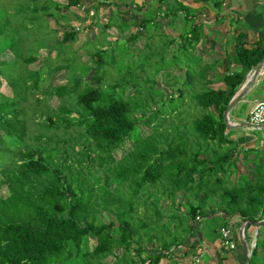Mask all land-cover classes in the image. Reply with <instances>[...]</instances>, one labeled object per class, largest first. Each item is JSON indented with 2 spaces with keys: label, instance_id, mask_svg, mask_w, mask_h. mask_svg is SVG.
Wrapping results in <instances>:
<instances>
[{
  "label": "trees",
  "instance_id": "obj_1",
  "mask_svg": "<svg viewBox=\"0 0 264 264\" xmlns=\"http://www.w3.org/2000/svg\"><path fill=\"white\" fill-rule=\"evenodd\" d=\"M199 1L212 2L217 9L223 4V0ZM34 2L38 9L31 12V19L42 15L57 22L59 13L80 6L82 0H66L63 6L52 0H31L29 4L32 6ZM156 3L158 7L142 23L147 43L141 52L161 71L168 62L165 58L168 43L157 28V18L184 13L187 32L183 30V33L190 38V43L184 46L186 51L199 40L201 33L199 26L191 25L193 16L189 8L175 0H156ZM112 25L108 21L99 26L100 34L88 41L86 72L89 71L92 85L97 88L85 91L78 100L89 119L87 131L94 139L105 141V149L115 161L113 165H104L94 157L98 158L97 168L105 174L103 186L97 188L101 194L77 198L66 176L50 166V150L46 159L44 150L9 149L6 143L11 146L14 140L11 125L0 117V157L3 154L12 157L8 165L0 159V188L6 186L8 190L7 197H0V264H166L180 251L171 252L172 248L183 246V256L193 251V248L186 250V241L193 246L202 222L210 246L221 239L220 230L233 217L240 218L239 225L264 220V164L260 162L264 148L243 145L233 138L223 122L228 102L246 74L264 57V49L258 44L236 49L228 65L239 68L222 75L224 89L209 88L205 78L211 67L200 66L199 61L190 58L194 79L188 88L174 92L177 97L166 98L175 101L174 104L155 106V114L137 107L135 114L130 115L124 101L102 105V82L110 81L109 72L114 71L120 56L128 55L122 54L126 47L121 52L118 48H104L106 30ZM240 35L239 42L245 36ZM76 37L74 29L64 30L56 44L66 46ZM98 44L102 48H97ZM63 51L64 48L59 50L58 57ZM34 61L30 58L27 64ZM174 63L179 66L177 59ZM72 77L75 84L80 83V79ZM168 79L176 82V77L167 75V83ZM111 81L113 94L119 90V82ZM68 86L69 81L59 90ZM128 89L133 91L131 97H141L135 88ZM122 93L128 95L126 90ZM157 93L150 96L156 100L162 95L161 91ZM62 107L59 102V108ZM140 123L150 130L147 135L142 134ZM45 124L48 131L66 129L64 123L60 128L54 116L48 117ZM134 130L137 134L132 140L130 135ZM127 142H131L132 149L115 159V151ZM239 160L243 166L252 168L239 173ZM178 197L184 202L176 204ZM163 199L170 209L168 213L161 207ZM90 202L98 204L99 211L91 212ZM181 206L184 212L180 211ZM103 213L115 221L104 222ZM249 226L252 225H247L246 230ZM116 251H120L117 256ZM109 257H114L113 261L107 260ZM173 260L176 264V259ZM217 264H223L222 258L218 257ZM250 264H264V236L259 238L257 234Z\"/></svg>",
  "mask_w": 264,
  "mask_h": 264
},
{
  "label": "rangeland",
  "instance_id": "obj_2",
  "mask_svg": "<svg viewBox=\"0 0 264 264\" xmlns=\"http://www.w3.org/2000/svg\"><path fill=\"white\" fill-rule=\"evenodd\" d=\"M30 1L0 0V117L11 125L10 130L14 136L12 145L10 146L7 142L6 146L11 150L23 152H42L44 150L45 156L50 150V166L66 176L67 182L71 184L77 198L85 199L100 193L97 188L102 187L105 181V174H102V171L97 168L98 158L104 165L115 164L114 159L109 157L108 151L105 149V141L94 139L87 131L89 119H86V111L78 102L82 93L97 88L92 85L89 71L86 72V65L89 63L87 62L89 57L85 54L86 47L88 41L93 37L91 32L80 33L78 38L68 45L57 46L56 39L60 38L64 30L73 29L69 28L72 27V24L74 26L82 25L81 23L84 21L82 15L75 11L62 19L59 18L60 25H55L54 21L45 19L42 15L39 18L31 19L33 16L31 12L38 8L35 2L31 6ZM54 1L58 2L60 6L65 5L66 2L65 0ZM100 45L98 44L97 48H102V46L99 47ZM61 48H64V51L61 57H58ZM117 48L120 49L118 52H121L125 46L119 45ZM126 49L122 51V54L129 53ZM30 58L35 61L27 64ZM156 67V64L148 62L144 56L131 58L129 55H121L114 71L109 72L110 81L109 79L107 82L103 81L101 88L98 86L102 89L104 97L102 105L110 101H124L129 106L130 115H134L136 111L134 113L133 111L137 107H141V111L155 114L153 111L155 106L174 104L175 101L166 100L167 93L157 88L155 83L153 84L155 75L159 72ZM72 76L77 80L80 79V83L75 84ZM111 79H115L116 83L119 82V90L113 94L110 88L113 83ZM158 79V86L161 87V77L159 76ZM67 81H69V86L59 90L60 87L65 86ZM128 88L133 90L135 88L141 92V97H131L130 94L133 91ZM125 90L128 95L122 93ZM157 90L161 91L162 95L155 100L150 95L158 94ZM110 94L113 95L112 98ZM59 102H62V108H59ZM53 116L58 119L60 128V124L64 123L66 129H57L55 132L48 131L45 122L48 117ZM54 122L57 121L54 120ZM140 125L143 126L140 127L142 134L147 135L150 130L143 123ZM239 130L229 131H232V135H237L236 132ZM136 134L137 131L134 130L130 138L134 140ZM1 137L2 132L0 131ZM131 142H127L115 151V159L120 158L132 148ZM89 156L90 160L88 161ZM94 157H98L97 160ZM45 158L48 159L47 156ZM0 159L6 165L12 163V157L9 154H3ZM260 162L264 164V158ZM251 168V165L243 166L241 160L237 163L239 173L247 172ZM115 176L116 172L112 174V179ZM7 196L8 190L6 186H2L0 197ZM183 202V198L178 197L176 204ZM166 206L167 202L163 199L161 207L168 213L170 209H167ZM180 208V211L184 212V208L182 206ZM89 210L96 213L99 211V205L90 202ZM101 218L106 223L115 221L113 217L105 213L101 215ZM233 218L240 219L239 217ZM235 225L236 231L240 225L238 223L237 226ZM256 230L259 238L264 236L263 228L256 229L255 226H249L246 230V237L250 241L249 245L254 241ZM199 231L193 238L198 241H195L192 247L186 241V248L188 250L193 248L192 253L183 256L182 251H178L176 252L178 256L173 255L172 260L166 264H173V258L176 259V264H190L193 255L207 252V241L200 243L204 240L205 235L203 222ZM237 240L236 242H238ZM93 245L94 240L92 239L90 246L93 247ZM115 254L119 255L120 251H116ZM113 259L114 257H109L107 260L113 261ZM201 264L204 263L201 261Z\"/></svg>",
  "mask_w": 264,
  "mask_h": 264
},
{
  "label": "crops",
  "instance_id": "obj_3",
  "mask_svg": "<svg viewBox=\"0 0 264 264\" xmlns=\"http://www.w3.org/2000/svg\"><path fill=\"white\" fill-rule=\"evenodd\" d=\"M52 1L60 6L58 2ZM175 1L192 11L191 25L199 26L201 35L197 42L187 47L186 51L184 46L186 43H190V38L183 33V30L187 32L183 19L184 13L178 12L175 17L167 19L161 17L156 19L157 28L164 34L165 41L168 43L165 51V58L168 62L164 69L157 73L155 84L157 88L167 93V98L177 97V94L174 93L177 89H185L191 85L195 72L189 63L190 58L199 61L200 66L211 67L205 78L206 81H209V88L224 89L225 86L221 82L222 75L239 68L234 64L228 65L235 55L236 49L240 46L251 48L256 44L264 49V0H223L221 9L214 7L212 2ZM157 7L156 0H103L102 2L101 0H82L80 6L59 13L57 22L59 18L62 19L75 11L81 14L84 20L82 25L74 26L72 24V27H69L77 32V39L80 33L87 32H91V36L95 38L100 34L99 26L111 21L113 25L106 30L104 48L115 49L122 45L127 48L129 57H142L141 51L147 43V32L143 29L142 23L151 17ZM164 8L165 6H163ZM50 21H54L55 25L61 24L56 23L55 19H50ZM239 34L245 35L241 42H239ZM176 59L179 66L173 64ZM167 75L172 78L176 77V82L168 79L167 83L165 80ZM159 76L161 77V87L158 86ZM262 101H264V71L245 98L229 113V120L236 123L248 122L249 112L257 102ZM236 133L238 134H234L233 138L241 141L243 145L263 146L264 148V137L260 132L250 128H241ZM232 219L236 224L240 221V219ZM232 231L235 248H222L220 239H218L210 246H206L207 252L199 253L202 263L217 264V259L220 257L223 264H245L246 254L239 239L237 240L238 229L235 231L233 227ZM246 242L249 245L250 241L246 240ZM200 243H206L205 235L204 240ZM203 249L205 250V246ZM193 256L190 264H192Z\"/></svg>",
  "mask_w": 264,
  "mask_h": 264
},
{
  "label": "water",
  "instance_id": "obj_4",
  "mask_svg": "<svg viewBox=\"0 0 264 264\" xmlns=\"http://www.w3.org/2000/svg\"><path fill=\"white\" fill-rule=\"evenodd\" d=\"M261 70L264 71V57L258 62V64L254 68H252L246 74L242 83L239 85L237 91L235 92L233 97L228 102L226 109L223 112V122L227 130L250 128L252 130L260 132L262 136L264 137V124L255 125V124H251L250 122H237L236 123V122H231L229 120V113L238 103H240L243 100V98H245V96L248 94L250 89L256 84L257 77ZM251 73L253 74V78L250 81H248V76ZM247 225H252V226H255L256 229H259V228L264 227V220L256 222V223L244 222L243 226L239 230V242L246 254V264H250L251 252L253 248L255 247V241L257 239V230L255 232L253 243L250 246H248L246 242V236H245V230H246Z\"/></svg>",
  "mask_w": 264,
  "mask_h": 264
},
{
  "label": "built area",
  "instance_id": "obj_5",
  "mask_svg": "<svg viewBox=\"0 0 264 264\" xmlns=\"http://www.w3.org/2000/svg\"><path fill=\"white\" fill-rule=\"evenodd\" d=\"M248 122H250L251 124H255V125L264 124V101L257 102L253 106V108L249 112ZM197 220H200V219L197 218ZM243 223L240 224V227L238 229V239H239V230L243 226ZM235 224L236 223L233 221V219H230L228 221V226L220 230V234H221L220 244L222 248H225V249L235 248V245L233 243V233H232L233 232L232 230ZM183 249H184L183 246H178L177 248H172L170 251L171 252L172 251L175 252L178 250L182 251ZM192 264H201V257L199 256V254H196L193 256Z\"/></svg>",
  "mask_w": 264,
  "mask_h": 264
},
{
  "label": "bare ground",
  "instance_id": "obj_6",
  "mask_svg": "<svg viewBox=\"0 0 264 264\" xmlns=\"http://www.w3.org/2000/svg\"><path fill=\"white\" fill-rule=\"evenodd\" d=\"M263 74V70L260 71L258 77H257V80L262 76ZM253 78V74L251 73L249 76H248V81H250L251 79Z\"/></svg>",
  "mask_w": 264,
  "mask_h": 264
}]
</instances>
